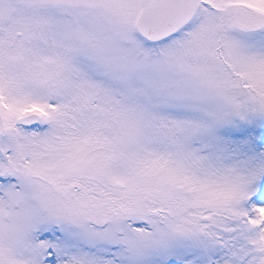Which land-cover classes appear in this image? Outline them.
Segmentation results:
<instances>
[{"label": "snow or ice", "instance_id": "snow-or-ice-1", "mask_svg": "<svg viewBox=\"0 0 264 264\" xmlns=\"http://www.w3.org/2000/svg\"><path fill=\"white\" fill-rule=\"evenodd\" d=\"M0 264H264V0H0Z\"/></svg>", "mask_w": 264, "mask_h": 264}]
</instances>
